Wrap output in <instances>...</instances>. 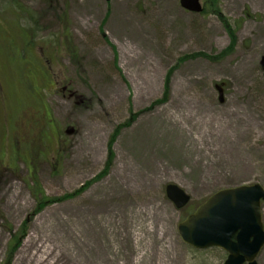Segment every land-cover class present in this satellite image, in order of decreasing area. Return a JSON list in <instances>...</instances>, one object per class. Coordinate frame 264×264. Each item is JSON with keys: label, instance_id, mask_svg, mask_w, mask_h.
<instances>
[{"label": "rangeland", "instance_id": "rangeland-1", "mask_svg": "<svg viewBox=\"0 0 264 264\" xmlns=\"http://www.w3.org/2000/svg\"><path fill=\"white\" fill-rule=\"evenodd\" d=\"M202 1L0 0V264H223L177 224L218 189L264 188V0ZM31 36L51 68L20 61Z\"/></svg>", "mask_w": 264, "mask_h": 264}, {"label": "water", "instance_id": "water-1", "mask_svg": "<svg viewBox=\"0 0 264 264\" xmlns=\"http://www.w3.org/2000/svg\"><path fill=\"white\" fill-rule=\"evenodd\" d=\"M179 2L186 10L201 11L199 0ZM260 63L264 67V53ZM165 193L178 209L190 200L173 183L166 185ZM263 199L264 189L258 183L220 189L178 223V235L196 249H224L228 253L224 264H257L255 258L264 245L260 207Z\"/></svg>", "mask_w": 264, "mask_h": 264}, {"label": "trees", "instance_id": "trees-1", "mask_svg": "<svg viewBox=\"0 0 264 264\" xmlns=\"http://www.w3.org/2000/svg\"><path fill=\"white\" fill-rule=\"evenodd\" d=\"M205 9V8H204ZM203 9V10H204ZM21 28L22 29H26V31H28L29 29L28 28H25L24 26H21ZM67 37V36H66ZM57 39V42L56 43H54V45L53 46H59L60 45V43H61V39H62V37H57L56 38ZM67 43H66V41H65V45H66ZM26 46H28V43H26V41H23V45H22V50L20 51V54H19V59H20V61H24V60H26V59H28V58H25V56H24V53H25V49H26ZM53 49V48H52ZM184 58H189V57H184ZM184 58H180L179 59V61H181V60H183ZM18 59V60H19ZM165 89H167V87H165ZM164 98H163V100L165 99V101H166V98H167V95H166V90H164ZM162 101V100H161ZM132 120H133V118H131ZM132 123V122H131ZM130 123V124H131ZM129 124V125H130ZM113 143V137L112 138H110V141L108 142V145H109V148H111V144ZM110 156L111 155H109V157H108V160H109V158H110ZM16 159H17V161L19 160V159H25L24 157H22V156H16ZM32 181H33V184H34V187H32V191H33V194H34V196L37 198V199H41L42 198V201H50V198L49 197H47L46 195H44V193H43V191L41 190V188H40V186H39V184H38V182H37V180H36V178H35V176H32ZM52 200V199H51ZM27 221H24V222H22V224H21V228L17 231V232H15L14 233V239L12 240V241H10L9 243H8V247H7V250H6V254L8 255V257L6 258V259H8V258H10V253H11V251L12 250H14V249H16L21 243H20V241H22V239L25 237V235H26V232H27V229H25V226H27Z\"/></svg>", "mask_w": 264, "mask_h": 264}, {"label": "flooded vegetation", "instance_id": "flooded-vegetation-1", "mask_svg": "<svg viewBox=\"0 0 264 264\" xmlns=\"http://www.w3.org/2000/svg\"><path fill=\"white\" fill-rule=\"evenodd\" d=\"M41 55H44L43 57H41V60L48 64L50 60L47 57V54H44L43 50H41Z\"/></svg>", "mask_w": 264, "mask_h": 264}, {"label": "bare ground", "instance_id": "bare-ground-1", "mask_svg": "<svg viewBox=\"0 0 264 264\" xmlns=\"http://www.w3.org/2000/svg\"><path fill=\"white\" fill-rule=\"evenodd\" d=\"M136 237H137V236H135V238H136ZM137 260H139V258H137L136 261H137ZM134 264H135V263H134Z\"/></svg>", "mask_w": 264, "mask_h": 264}]
</instances>
